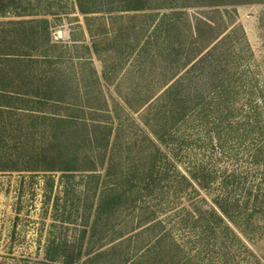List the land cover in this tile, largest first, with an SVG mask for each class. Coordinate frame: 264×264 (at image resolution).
<instances>
[{
    "label": "rangeland",
    "instance_id": "1",
    "mask_svg": "<svg viewBox=\"0 0 264 264\" xmlns=\"http://www.w3.org/2000/svg\"><path fill=\"white\" fill-rule=\"evenodd\" d=\"M1 38L0 264H264V1L0 0Z\"/></svg>",
    "mask_w": 264,
    "mask_h": 264
},
{
    "label": "trees",
    "instance_id": "2",
    "mask_svg": "<svg viewBox=\"0 0 264 264\" xmlns=\"http://www.w3.org/2000/svg\"><path fill=\"white\" fill-rule=\"evenodd\" d=\"M264 1V0H261ZM25 40V39H22ZM21 41L13 38V39H0V57H4V60H13L17 61L19 60L25 53L21 52ZM31 40L26 39L25 43L30 44ZM2 70L0 67V76L2 75ZM1 82V81H0ZM4 83H0V111L3 108L2 106L5 105L2 102L6 101V98H15L18 96L17 90L7 89L4 87ZM10 107V105L8 106ZM47 163L44 166H48V169L52 168V161L51 159H46ZM49 160V161H48ZM154 163L155 159L154 156L150 157L149 162L147 164V167L145 169V179L143 181L144 184H148L153 180V170H154ZM36 169V168H33ZM219 219L221 217L219 216ZM222 220V219H221ZM45 257L48 259H54L55 257H60L64 262H72L74 258L77 257L79 254V251H75L74 245L71 241H68L67 239H62L59 241H55L54 237H51V239L48 241L46 246L43 249Z\"/></svg>",
    "mask_w": 264,
    "mask_h": 264
}]
</instances>
